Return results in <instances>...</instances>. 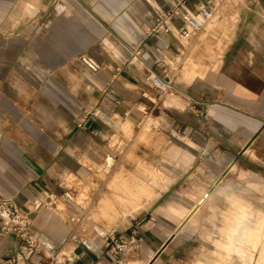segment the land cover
Masks as SVG:
<instances>
[{"label": "crops", "instance_id": "0c3cea01", "mask_svg": "<svg viewBox=\"0 0 264 264\" xmlns=\"http://www.w3.org/2000/svg\"><path fill=\"white\" fill-rule=\"evenodd\" d=\"M53 1L0 0V198L32 211L31 230L42 245L28 256L13 234L2 236L0 264L11 255L17 264H47L56 252L70 264H190L197 211L225 192L220 184L264 131V2L245 3L214 68L204 73L191 62L190 82L165 99L149 77L166 71L160 56L173 57L179 38L147 31L173 0H59L56 8L65 11L49 21L51 29L33 33ZM136 47L141 56L130 60ZM119 121L149 136L135 155H146V168L160 173L147 184L162 188L143 199L146 208L135 197L140 205L130 204L108 232L137 239L118 263L101 234L72 236L80 205L69 176L81 175V152L94 150L87 156L93 163L104 155ZM252 220L253 209L235 201L214 264H237ZM68 237L74 243L63 253Z\"/></svg>", "mask_w": 264, "mask_h": 264}, {"label": "rangeland", "instance_id": "374dc122", "mask_svg": "<svg viewBox=\"0 0 264 264\" xmlns=\"http://www.w3.org/2000/svg\"><path fill=\"white\" fill-rule=\"evenodd\" d=\"M58 2L59 0H54L50 9L41 14L33 24V33L47 34L51 29L49 21L52 22L60 15L58 12L65 11L56 8ZM248 2L262 3L264 0H237L232 3L233 5L223 3L197 33L189 38L177 40L179 54L175 52L172 54L173 57H166V71L162 75L158 74L166 78L170 87L165 91H159V94H163L165 99H172L178 95L190 82L187 79V69L190 68L191 62L194 63L193 69L203 70L204 73L214 68L224 45L223 40L227 39L232 28L231 24L241 12L240 9ZM35 17L33 15L32 20ZM14 29L20 32L21 26L15 24ZM55 37L58 43L68 44L64 37L58 35ZM73 59L75 57L71 59L64 57L62 60L68 62ZM198 76L200 75L197 73L193 78ZM117 127L119 128L110 133L107 145L102 147L104 155H100L96 163H93L87 156L90 152L94 153V150L81 152L78 156L82 165L81 175L69 176L75 183L72 188L80 205L77 209L78 220L72 224L74 228L72 236L79 239L98 233L106 235L130 204L135 203L137 207L141 202L143 208H146L150 201L143 199L154 197L155 188H162L147 184L151 179L161 177L160 173L156 169L146 168L148 166L146 155H135L139 146L146 148L150 145L149 136L143 132L144 129L140 132L134 125L129 126L126 121H119ZM251 145L254 147L241 155L238 164L220 184L225 187V192L214 200L209 196L197 211L200 231L190 248L193 259L190 264L198 262L214 264L219 260L218 241L221 239V227L225 215L235 201L245 202L253 209V224L243 243H240L239 239L238 260L235 259L234 262L264 264V131ZM135 197H138L140 202ZM73 243L71 237H68L65 246L59 249L67 253ZM61 258L57 255L55 260Z\"/></svg>", "mask_w": 264, "mask_h": 264}, {"label": "built area", "instance_id": "2783aa9c", "mask_svg": "<svg viewBox=\"0 0 264 264\" xmlns=\"http://www.w3.org/2000/svg\"><path fill=\"white\" fill-rule=\"evenodd\" d=\"M235 1L237 0H200L191 3L190 0H173L169 7L162 10L153 19L147 35L171 34L177 38H189L214 16L223 3L234 4ZM176 52L179 54L178 50ZM140 56L141 48L136 47L131 50L130 60L139 59ZM160 58L162 62H165V57L160 56ZM160 78L166 80L164 76L152 73L149 81L158 91H165L170 87V84H162ZM86 114L78 122V126L82 125ZM40 202L43 203L41 200ZM43 206L49 209L50 202L46 201ZM31 220L32 211L30 209L20 210L14 197L0 198V237L13 234L18 240L21 250L28 256L38 254L42 248L41 243L31 230ZM104 239L109 252L118 263L137 240L134 233L125 238L116 236L114 233H107L104 235ZM57 254L58 252L54 253L47 264H70L65 260H55ZM2 264H17L16 257L7 256Z\"/></svg>", "mask_w": 264, "mask_h": 264}, {"label": "bare ground", "instance_id": "6f19581e", "mask_svg": "<svg viewBox=\"0 0 264 264\" xmlns=\"http://www.w3.org/2000/svg\"><path fill=\"white\" fill-rule=\"evenodd\" d=\"M160 79H161V78H160ZM161 83H162V84H165V85H166V84H169V82H168L167 80H162V79H161ZM256 175H257V174H256ZM133 198H134V197H133ZM202 201H203V199H201V200L198 201L197 203L200 204V203H202Z\"/></svg>", "mask_w": 264, "mask_h": 264}, {"label": "water", "instance_id": "95a60500", "mask_svg": "<svg viewBox=\"0 0 264 264\" xmlns=\"http://www.w3.org/2000/svg\"><path fill=\"white\" fill-rule=\"evenodd\" d=\"M185 221H186V219H183V220L181 221V223L179 224L178 227H180ZM166 242H167V241H166ZM166 242H165V244H166Z\"/></svg>", "mask_w": 264, "mask_h": 264}]
</instances>
